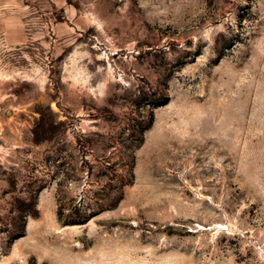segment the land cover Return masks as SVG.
I'll use <instances>...</instances> for the list:
<instances>
[{"label": "rangeland", "instance_id": "1", "mask_svg": "<svg viewBox=\"0 0 264 264\" xmlns=\"http://www.w3.org/2000/svg\"><path fill=\"white\" fill-rule=\"evenodd\" d=\"M0 264H264V0H0Z\"/></svg>", "mask_w": 264, "mask_h": 264}, {"label": "trees", "instance_id": "2", "mask_svg": "<svg viewBox=\"0 0 264 264\" xmlns=\"http://www.w3.org/2000/svg\"><path fill=\"white\" fill-rule=\"evenodd\" d=\"M161 103H164L161 102ZM58 217L62 220H64V222H66L67 224H78V223H83L85 220L88 219L89 216H91L90 213H87V210H76V212L74 213V215L71 214V216L69 217V219H64L63 218V214L61 212V210H58L57 213Z\"/></svg>", "mask_w": 264, "mask_h": 264}]
</instances>
